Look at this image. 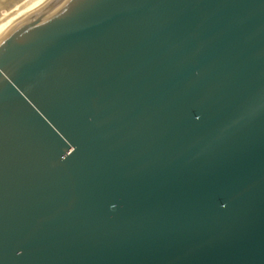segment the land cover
I'll use <instances>...</instances> for the list:
<instances>
[{"label": "water", "instance_id": "water-1", "mask_svg": "<svg viewBox=\"0 0 264 264\" xmlns=\"http://www.w3.org/2000/svg\"><path fill=\"white\" fill-rule=\"evenodd\" d=\"M0 264H264V0H49L8 28Z\"/></svg>", "mask_w": 264, "mask_h": 264}, {"label": "bare ground", "instance_id": "bare-ground-1", "mask_svg": "<svg viewBox=\"0 0 264 264\" xmlns=\"http://www.w3.org/2000/svg\"><path fill=\"white\" fill-rule=\"evenodd\" d=\"M49 0H0V36L15 22ZM2 2V3H1Z\"/></svg>", "mask_w": 264, "mask_h": 264}, {"label": "rangeland", "instance_id": "rangeland-1", "mask_svg": "<svg viewBox=\"0 0 264 264\" xmlns=\"http://www.w3.org/2000/svg\"><path fill=\"white\" fill-rule=\"evenodd\" d=\"M2 3V2H1ZM2 5V4H1ZM1 5H0V7H1Z\"/></svg>", "mask_w": 264, "mask_h": 264}]
</instances>
